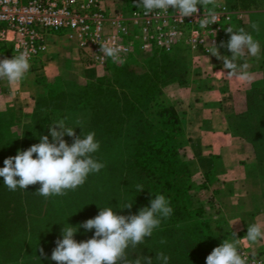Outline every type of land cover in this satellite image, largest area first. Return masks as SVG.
Here are the masks:
<instances>
[{"label":"rangeland","instance_id":"obj_1","mask_svg":"<svg viewBox=\"0 0 264 264\" xmlns=\"http://www.w3.org/2000/svg\"><path fill=\"white\" fill-rule=\"evenodd\" d=\"M226 9L233 14L235 26L234 31L243 28L246 32L250 33L254 39L258 40L261 47L259 57L246 56L238 61L239 64L247 63L249 68L248 72L252 75V80L249 86L244 89L241 96L236 99V103L231 99V95L224 98V103L221 101V107H226L230 114L226 116V124L228 134L238 141L243 146L244 153L252 160V164L247 165L245 160L240 162L239 166H245L246 175L253 176L257 183L248 186L252 192L253 201L256 202L251 210H241L236 213L234 218L243 224V229L238 232V236H246L247 227L256 223V219L264 214V198L262 196V182L259 179L261 175L256 162V152L253 143L247 138L237 135L234 131V124L236 123V116L243 115L248 110V94L252 90L256 95L261 93V100L255 103L257 107L264 110V11L262 10H242L235 5L234 0H220ZM259 24V31L255 32L251 28L252 23ZM230 39L223 37L218 44L219 54L221 56H231V53L226 47L220 48L221 42L225 45ZM54 55L49 58L44 57L40 63H36V72H30L27 75L34 77L39 75L48 62L54 61L60 56L64 62L65 67H71L73 49L70 46L61 44L58 47H52ZM162 51H154L148 55H136V58L141 64L145 66L151 65L153 61L159 60L158 53ZM165 53V52H164ZM168 53H173L170 57L174 59L173 66L175 67L174 78L166 79L164 86L161 88V93L156 96L154 103H162L163 105H173L177 110L183 137L185 139V146L183 154L185 161L190 170V191L185 196V202L189 208L201 207L203 209L204 217L210 222L211 230L220 238L224 240L231 239L233 229L230 225V219L222 214V201L221 198L227 196L224 194H234L235 188L233 184H226L223 188L218 185L213 187L215 181L219 180L217 172H196V149L195 141L196 129L191 128L187 123L186 113L187 110L182 106L181 94L185 89H198L202 92L214 90L216 86H221L222 82L216 85L214 82L217 79L215 73L212 71L214 68H223V61L218 60L210 53L202 51L193 52L186 42L177 45ZM207 57L208 60L205 59ZM128 61V60H127ZM125 61V63H127ZM124 63V64H125ZM108 65L120 66L121 64L107 63L104 67L97 68H83L76 73L63 71V73L49 82L52 87L58 89H65L67 91H83L85 94L91 93L90 84L96 83L98 79L104 77L110 69ZM213 68V69H212ZM225 75L227 70L225 69ZM36 77V76H35ZM224 80V79H223ZM5 81H2L4 84ZM67 83H75V86H67ZM224 84V83H223ZM258 97V96H257ZM240 100V103H238ZM79 99L72 101L70 106L74 108L69 111H50L45 112L41 125L49 133V126L64 119L68 127L75 128L76 136L85 135L88 132H95L96 140L100 143L99 150L93 154L97 162L104 163L106 166L100 170L99 173L90 174L81 187L74 191H68L64 196H52L45 198L42 196L39 200V194L34 202V206H30L29 199L25 205L23 197L20 196L19 190L10 191L14 192L12 199L8 201L7 207H10V212L13 215V228L10 220L5 218V214H9L8 208L1 213L2 230L0 229V264H20L22 261L25 263L30 257L33 263L29 264H56L51 259L52 251L56 247V241L62 239V230L68 226L76 227L78 229L74 239L79 242H86L91 239L94 234V229L86 231L84 228L79 227L89 219L95 218L100 210L106 207H111L117 215H135L134 212V186L130 180L129 175L125 171V162L127 157L131 155V147L122 140H115L106 133H102V113L95 114L93 109L96 106L102 109V100H92L86 95L85 98L78 103ZM241 105V112H236L233 105ZM14 108L9 105L5 108ZM4 110V111H5ZM3 112V111H0ZM151 118V115L149 116ZM22 125V124H21ZM98 127L96 130L95 128ZM91 129V130H90ZM101 130V131H98ZM13 131L19 132L20 128H13ZM22 132V131H21ZM241 132H243L241 130ZM84 135V136H85ZM69 146L73 142V138L65 136L63 138ZM195 153V154H194ZM244 154V155H245ZM213 159H219L220 155L214 153ZM248 158V159H249ZM246 159V160H248ZM39 188V183L36 184ZM35 185V186H36ZM213 187V188H212ZM221 188V189H220ZM22 190V189H20ZM16 192V193H15ZM37 196V195H36ZM41 196V195H40ZM125 203H132L131 209H122ZM32 208V209H31ZM28 210V218L20 216V212ZM32 210V212H31ZM7 212V213H6ZM32 213V214H31ZM31 215V218L29 217ZM43 250V256L41 251ZM131 249V248H130ZM250 252L264 251L261 248L251 249L249 247L240 248ZM131 255V253H129Z\"/></svg>","mask_w":264,"mask_h":264},{"label":"trees","instance_id":"obj_2","mask_svg":"<svg viewBox=\"0 0 264 264\" xmlns=\"http://www.w3.org/2000/svg\"><path fill=\"white\" fill-rule=\"evenodd\" d=\"M234 1L239 9L264 11V0ZM138 3L139 0H128L126 7L132 9ZM172 54L160 52L157 54L159 60L148 66L141 64L135 56L120 66L108 65L110 71L87 87H91L90 94L58 89L47 83L36 96L31 119L26 124L21 125L15 121L14 108L10 107L0 112V168H2L6 158L14 157L18 151L27 150L38 144L41 136L49 135L41 125L45 112L73 110L71 102L79 99L78 103H81L86 95L92 100H102V109L98 106L93 109L95 114L102 113V133L110 135L112 139L123 140L126 146L128 144L132 149L124 166L134 186L135 214L144 207H150V201L155 195H164L173 209L171 217L163 220L151 237H146L144 243L135 249L128 250V253H131L129 259L132 264L138 257H148L152 264H162V261L155 258L160 252L170 257L169 264H205L212 250L222 244L220 238L211 230V224L204 217L203 209L189 208L185 202V196L191 188L189 182L191 175L185 155L182 153L186 141L179 114L173 105L153 104L156 96L161 93L165 80L175 76L173 64L176 61L170 57ZM36 70V67L32 66L29 73L38 74ZM35 76L38 82L39 75ZM66 85L75 86V83ZM248 95V110L243 115L235 117L237 121L234 124V131L253 143L257 166L261 173L259 179L264 186V110L255 103L261 100L262 94L256 95L252 90ZM13 128H20V134L13 131ZM49 141L51 142L50 135ZM137 184L143 186V191L136 190ZM36 187L37 185H30L25 191L17 189L25 205L29 199L30 206H34L39 190ZM12 195L14 192L10 193L3 183V178L0 177V216L8 208L9 214H5L4 217L10 220L13 228L14 217L9 210L11 206L7 207L8 201L13 198ZM262 196L264 198V189ZM41 198L39 195V200ZM27 212L22 210L19 213L21 218H28ZM29 217L32 220L31 215ZM2 228L0 221V229ZM162 238L167 240L166 244L160 243ZM31 259L32 257L23 264L33 263Z\"/></svg>","mask_w":264,"mask_h":264},{"label":"clouds","instance_id":"obj_3","mask_svg":"<svg viewBox=\"0 0 264 264\" xmlns=\"http://www.w3.org/2000/svg\"><path fill=\"white\" fill-rule=\"evenodd\" d=\"M136 6L142 7L145 15L153 12L167 15L171 7L181 22L204 9L201 27H206L216 23V9L220 7V0H139ZM251 28L258 32L259 24L254 22ZM226 32L230 34V39L226 45L221 42L219 47H226L231 56H221L215 43L210 46L209 53L223 61L226 75L236 81L250 83L252 75L247 71L249 65L239 64L238 61L249 55L258 58L261 52L260 43L243 28L234 31L229 27ZM122 50V46L105 42L100 46L103 54L100 59L110 58L113 63L122 65L125 63L121 56ZM205 59L208 60L207 57ZM30 67V50L25 47L19 55L0 60V81H6L10 86L20 85L27 78ZM74 129L61 119L49 126L51 142L49 135L41 136L38 144L18 151L14 157L6 158L3 161L4 166L0 168V177L8 190L16 191L19 188L25 191L28 186L39 183V195L45 198L64 196L68 191L83 186L90 174L99 173L106 165L94 158L93 154L100 148L95 132H88L82 138L76 136ZM65 136L73 138L70 146L63 139ZM135 187L137 191H143L142 185L137 184ZM131 207L132 203H125L122 209ZM172 214L170 201L164 195H155L150 201V207L140 209L135 215H117L111 207H106L95 218L79 226L86 231L94 229L93 237L86 242L78 243L74 239L78 231L76 227L64 228L62 239L56 241L51 259L56 264H132L128 250L144 243L145 238L151 237L162 221L169 219ZM233 235L235 238L232 241L224 240L212 250L205 264H262L255 255L250 261L248 255L241 253L238 248L240 239L236 238L235 233ZM243 239L250 247L264 241V221L248 226ZM160 243L166 244L167 240L162 238ZM40 251L43 256V250ZM155 258L162 261V264H169L170 257L163 252L156 254ZM134 264H152V260L138 257Z\"/></svg>","mask_w":264,"mask_h":264},{"label":"built area","instance_id":"obj_4","mask_svg":"<svg viewBox=\"0 0 264 264\" xmlns=\"http://www.w3.org/2000/svg\"><path fill=\"white\" fill-rule=\"evenodd\" d=\"M216 11V23L201 27L204 9L181 22L171 7L167 15H145L138 6L109 10L103 0H0V60L11 59L27 47L30 65L35 66L45 57L52 38L75 40L85 68L113 63L110 58L100 59L105 42L122 46L125 61L154 51L168 53L182 42L193 52L209 53L213 43L218 46L221 38L230 35L226 29L235 26L233 14L223 3ZM240 252L250 261L255 255L264 264V251Z\"/></svg>","mask_w":264,"mask_h":264},{"label":"crops","instance_id":"obj_5","mask_svg":"<svg viewBox=\"0 0 264 264\" xmlns=\"http://www.w3.org/2000/svg\"><path fill=\"white\" fill-rule=\"evenodd\" d=\"M127 2L128 0H103V6L112 10L126 6ZM61 44L70 46L73 49L71 67H65L59 56L54 61L48 62L42 72L39 73L41 83H39L40 80L36 81L35 75L34 77L27 75V78L17 86H10L6 81L4 84L0 83V111H4L9 105L13 106L15 121L18 124L23 125L30 121L35 98L42 92L44 85L61 75L63 71L76 73L85 67L80 60L75 40L52 38L48 43L45 57L49 58L54 55L55 51L52 47L55 48L61 46ZM212 71L217 78L214 83L218 85L222 82L221 86H216L214 90L206 92H202L196 86V89H185L181 94L182 106L187 110V123L188 125L191 124L189 125L191 128L196 129V136L198 137L195 141L196 172L202 174L210 171L217 172L219 180H216L212 185L214 188L218 185L223 188L226 184H233L236 190L235 193L224 194L227 196L220 200L222 201V214L230 219L229 223L233 232L236 238L240 239L238 248L264 249V241L250 247L248 242L243 239L245 236L237 235L244 227L234 216L238 211L254 208L256 202L253 201L252 192L248 189V186H252L253 183L256 184L257 181L253 176L246 175L247 167L239 166L243 160L247 165L252 164V160L244 153L241 142L228 134L226 116L230 114V111L226 107L219 108L221 106L220 102L226 96L229 98V95H231V99L235 102L251 82L236 81L225 75L223 73L225 69L223 68L216 67ZM238 103H240V100ZM232 108L236 112H241V105L239 106V104L238 106L233 105ZM214 153L220 155V158L213 159L212 155ZM224 181L226 184H223ZM258 221H264V214L256 219V222ZM234 238V235H232L230 241Z\"/></svg>","mask_w":264,"mask_h":264}]
</instances>
